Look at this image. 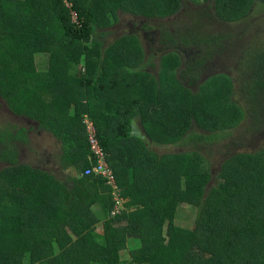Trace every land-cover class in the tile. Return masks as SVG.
Returning a JSON list of instances; mask_svg holds the SVG:
<instances>
[{
  "label": "trees",
  "instance_id": "obj_1",
  "mask_svg": "<svg viewBox=\"0 0 264 264\" xmlns=\"http://www.w3.org/2000/svg\"><path fill=\"white\" fill-rule=\"evenodd\" d=\"M186 4L202 9L181 13L189 27H175L169 19ZM262 8L264 0H0V97L61 142L62 165L54 174L21 163L15 142L27 143L24 131L0 132V264H264V145L223 160L207 189L198 152L147 148L189 133L204 140L193 126L209 136L236 127L237 91L263 106L259 43L245 39L235 78L208 68L198 76ZM122 15L129 29L114 36ZM204 19L223 36L204 30ZM144 47L162 53L155 74ZM83 115L116 189L81 176L94 159ZM135 118L143 137L132 133ZM181 206L196 211L192 229L174 224Z\"/></svg>",
  "mask_w": 264,
  "mask_h": 264
},
{
  "label": "rangeland",
  "instance_id": "obj_2",
  "mask_svg": "<svg viewBox=\"0 0 264 264\" xmlns=\"http://www.w3.org/2000/svg\"><path fill=\"white\" fill-rule=\"evenodd\" d=\"M204 3V5L207 7L208 1H205ZM195 5L186 4L184 8H181V10L177 12V15L171 17L169 21L174 22L175 27H179L181 21L184 28H188L189 26L187 18L181 13H185V11L187 10L194 11L196 9H202L201 4ZM262 9L264 10V8ZM120 19V24L117 25L115 29L109 30L112 34H115L114 36L121 35L123 32H125V30L127 31L129 29V26L127 27L126 22H128L131 18L127 15H122ZM210 23L211 21L208 23V21L204 19L203 21H201L202 28L209 31L213 35L221 36L223 34L222 31L224 30V27L220 29L218 27V24ZM123 24H125L124 28H122ZM236 28H239L237 29V33L240 37L231 38L227 41V43L223 41V46L221 47V51L218 57L212 59L208 67H205L200 72H198L199 77L206 75L208 73L206 72V70L212 69L213 71L227 73L228 75H231L235 78L236 72L234 70V67L236 66L232 65L238 64L239 56L243 52L242 48L244 44L246 46V41L249 43H259L262 45V48H264V12L254 14V17H252L251 20L250 27L245 28L243 25H239ZM201 32L204 31L201 30ZM95 35L96 33H94V37ZM141 39L142 38H140V41L143 42V40ZM144 52L146 56L145 61H147V57L149 54L146 51V47H144ZM161 55V52H154L151 56L149 55L151 57L152 64L148 65L144 61L143 65L145 70L150 72L151 74H155L159 67V59ZM78 68L79 66L72 67L71 73L77 71ZM177 72V74H179V71ZM199 73H201V75H199ZM262 74H264V72ZM236 88L242 89V86L238 87L236 85L235 89ZM234 99L239 108H241L243 114L241 122L236 127L231 128L226 132H217L216 134H212V136H209L210 134L199 130V128L196 126H193L192 131H195V134L197 135L203 136L204 140H201L200 142L193 141L192 139H190L189 133L185 137L186 139L180 141L177 145L161 146L155 143L152 145L147 143V148L158 155L175 154L187 151L198 152L209 165L208 168L210 171V180L206 185V189L215 186L218 182L217 174L219 172V167L223 160H225L232 154L238 152H252L264 145V102L261 108L256 107L255 103L253 104L250 102L247 95L245 96L239 91L236 92ZM34 126L35 125L28 119L24 118V116L21 117L12 114L3 99L0 97V132L4 133L8 130L12 131L14 129H22L24 131V136L28 141L27 143L15 142L19 150L20 162L30 164L35 167L38 164H41L44 161L48 160L47 163H43V169H49L53 171L54 174L60 172V167L62 166L59 160L61 154L60 148H58V145H53L55 144V142H48L51 147H46L47 142H43L44 138L38 139L36 138L35 134H32L31 127ZM259 126L260 128L258 129L257 127ZM132 133L138 137L144 136V132L137 118L132 120ZM58 143L61 144V142ZM3 166H5V164L0 162V168H2ZM168 194L170 195V192H168ZM160 200L159 202H162L165 199ZM159 202L157 201L156 203ZM119 204H122V202L119 201ZM186 207L187 206H181L177 209L174 218V224L177 227L192 229L196 211L190 207ZM127 246H131L133 247V249H136L138 247V242L133 241L130 242V244L128 242ZM127 255L128 253H126V255L122 254V259L128 260L129 258Z\"/></svg>",
  "mask_w": 264,
  "mask_h": 264
},
{
  "label": "built area",
  "instance_id": "obj_3",
  "mask_svg": "<svg viewBox=\"0 0 264 264\" xmlns=\"http://www.w3.org/2000/svg\"><path fill=\"white\" fill-rule=\"evenodd\" d=\"M75 19V15H72ZM86 131H87V141L88 147L94 159L89 169H86L84 175L90 173L100 175L103 179L106 180V183L110 185L113 189H116L113 172L106 162L105 152L102 147L99 145V142L96 137V133L92 123L86 121ZM91 162V159H89Z\"/></svg>",
  "mask_w": 264,
  "mask_h": 264
},
{
  "label": "crops",
  "instance_id": "obj_4",
  "mask_svg": "<svg viewBox=\"0 0 264 264\" xmlns=\"http://www.w3.org/2000/svg\"><path fill=\"white\" fill-rule=\"evenodd\" d=\"M88 120V118H87V116L86 115H83L82 116V123L84 124V126H85V129H86V121ZM90 121V120H89ZM91 122V121H90ZM35 126L34 127H31L32 128V130H31V132H32V134L34 135L35 134V136H36V138H40V139H42V138H44L43 140V142H47L46 143V147H51L49 144H48V142H55V144H53V145H58V148H61V144H59L58 142H60L50 131H48L47 129H45V128H39V125L36 123V122H32ZM92 123V122H91ZM93 125V124H92ZM86 131V130H85ZM37 140V139H36ZM86 141H87V131H86ZM28 142V141H27ZM40 142H42V141H40ZM88 142V141H87ZM44 162H48V160H46V161H44ZM43 162V163H44ZM43 163H41V164H38L37 165V167H39V168H42L43 169ZM30 165V164H29ZM31 166H33V165H31ZM48 171H50V170H48ZM53 172V171H52ZM59 173V172H58ZM58 173H55V174H58ZM70 173H73V174H78V172H76V171H71L70 169H67V172H63V174L64 175H68V174H70ZM61 174V173H60ZM81 174L79 173L78 174V176H80ZM82 176V175H81Z\"/></svg>",
  "mask_w": 264,
  "mask_h": 264
},
{
  "label": "clouds",
  "instance_id": "obj_5",
  "mask_svg": "<svg viewBox=\"0 0 264 264\" xmlns=\"http://www.w3.org/2000/svg\"><path fill=\"white\" fill-rule=\"evenodd\" d=\"M90 174H92V173H90ZM94 176H100V175H96V174H93ZM82 176H84V174H82ZM86 176V175H85ZM100 178L102 179V180H105V179H103L101 176H100ZM104 183L106 184V185H108L107 183H106V180L104 181ZM110 186V185H109ZM111 187V186H110ZM112 194L114 195L115 194V190H113V192H112ZM119 201H121V202H124L123 200H121V199H119ZM119 201H118V203H119Z\"/></svg>",
  "mask_w": 264,
  "mask_h": 264
}]
</instances>
